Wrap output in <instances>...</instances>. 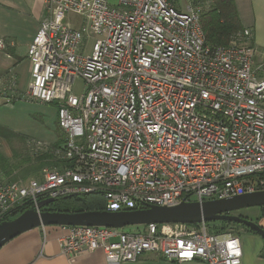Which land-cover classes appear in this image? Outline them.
I'll return each mask as SVG.
<instances>
[{"label": "built area", "instance_id": "obj_1", "mask_svg": "<svg viewBox=\"0 0 264 264\" xmlns=\"http://www.w3.org/2000/svg\"><path fill=\"white\" fill-rule=\"evenodd\" d=\"M42 1L28 87L15 92L7 73L0 106L19 96L54 105L62 146L25 145L60 165L38 179L0 182V222L39 201L95 192L103 211L121 212L264 191V52L248 43L249 30L213 47L200 12L179 11L178 0ZM68 14L81 25L65 23ZM66 228L60 249L68 259L101 251L118 263L148 253L177 264L241 263L238 237L205 222L136 233Z\"/></svg>", "mask_w": 264, "mask_h": 264}, {"label": "crops", "instance_id": "obj_2", "mask_svg": "<svg viewBox=\"0 0 264 264\" xmlns=\"http://www.w3.org/2000/svg\"><path fill=\"white\" fill-rule=\"evenodd\" d=\"M233 3L240 26L251 32L248 43L264 52V0H233ZM45 15L42 0H0V39L4 41V48L0 50V78L11 72L15 76V92L25 91L29 82L27 48ZM1 153L7 158L5 152ZM257 225L264 231V219ZM243 230L238 237L242 252L240 264H264V240L254 231ZM66 233L67 228L59 226L24 232L0 248V264H177L150 253L133 263H118L101 251L68 259L60 249V241Z\"/></svg>", "mask_w": 264, "mask_h": 264}, {"label": "water", "instance_id": "obj_3", "mask_svg": "<svg viewBox=\"0 0 264 264\" xmlns=\"http://www.w3.org/2000/svg\"><path fill=\"white\" fill-rule=\"evenodd\" d=\"M52 203L53 199L39 201L36 206L25 209L13 219L0 222V248L24 232L45 226L122 229L147 224L193 225L201 222H226L244 226L264 240V231L256 223L232 214L241 209L264 207V191L203 203H181L174 207L149 206L146 209L121 212L45 211L44 208Z\"/></svg>", "mask_w": 264, "mask_h": 264}, {"label": "rangeland", "instance_id": "obj_4", "mask_svg": "<svg viewBox=\"0 0 264 264\" xmlns=\"http://www.w3.org/2000/svg\"><path fill=\"white\" fill-rule=\"evenodd\" d=\"M210 2L211 0H208L206 3L197 0H178L176 1V6L182 12L186 10L187 6H191L197 9L200 12L199 14H202L203 11H206L205 9L208 10L209 6H211ZM115 3L116 0H110V4ZM203 3L205 4L203 5ZM64 22L68 25L79 27L83 22V18L68 14ZM86 46L87 52H90L92 41H87ZM28 83L25 86V91ZM75 85L76 89L74 93L78 94L82 90V86L79 82H76ZM25 91L23 89L20 92L24 93ZM27 140L41 141L50 145L53 149H58L64 142V136L58 126L56 107L54 105H43L26 99L23 100L19 96L16 100L0 106V151L7 154V158L4 157L6 158L8 169L12 170L8 173L0 171V182H11L14 179L16 180V178L17 180L38 179L41 177L40 173L42 169L50 167L45 165L51 163V161H53L52 167H58L60 165L55 160L56 158L51 155L31 154L25 145ZM38 162L45 163V165L39 166L37 170ZM5 163L3 166H5ZM232 214L258 224V222L260 223L264 219V207L241 209ZM209 224L213 226V232H221L219 230L221 222H211ZM226 227H229L227 231L232 230L237 237L241 236L244 231L241 226L231 229L232 224H229ZM118 230L123 233L142 232L144 225L127 226Z\"/></svg>", "mask_w": 264, "mask_h": 264}, {"label": "trees", "instance_id": "obj_5", "mask_svg": "<svg viewBox=\"0 0 264 264\" xmlns=\"http://www.w3.org/2000/svg\"><path fill=\"white\" fill-rule=\"evenodd\" d=\"M197 1H203L205 3L208 2V0ZM205 3H203V5ZM210 5L211 6L208 5V10L205 9L206 11H203L202 14H200L201 29L205 38V42L213 47L225 46L230 43L231 39L237 33L242 31V27L240 26V23L238 21L233 0H211ZM4 163L5 166H3ZM38 163L39 165L36 168L37 170L39 166L45 165V163L42 162ZM52 163L53 161H51V163H48L45 166L52 167ZM0 169V171H5L7 173L12 171L11 169H8L6 158L3 156L2 153H0ZM103 206L104 201L102 199L101 193L95 192L90 194H80L75 196H69L66 198L55 199L54 203L47 205L44 210L56 212L103 211ZM24 210L25 209H21L20 211L13 213L9 218H7V220L13 219L15 216L19 215ZM229 224H232L231 229L234 228V225H236L233 223L221 222L219 230H221V232H231L232 234H235L232 230L227 231L229 227H226V225ZM241 227H243L249 232L254 233L253 231L245 228L244 226Z\"/></svg>", "mask_w": 264, "mask_h": 264}]
</instances>
